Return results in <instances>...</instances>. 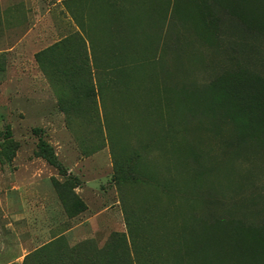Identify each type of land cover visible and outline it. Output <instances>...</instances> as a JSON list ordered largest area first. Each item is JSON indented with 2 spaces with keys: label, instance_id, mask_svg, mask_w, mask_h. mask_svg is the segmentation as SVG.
<instances>
[{
  "label": "rangeland",
  "instance_id": "374dc122",
  "mask_svg": "<svg viewBox=\"0 0 264 264\" xmlns=\"http://www.w3.org/2000/svg\"><path fill=\"white\" fill-rule=\"evenodd\" d=\"M163 1L0 0V264H186L202 230H264V39L238 0Z\"/></svg>",
  "mask_w": 264,
  "mask_h": 264
},
{
  "label": "trees",
  "instance_id": "16d2710c",
  "mask_svg": "<svg viewBox=\"0 0 264 264\" xmlns=\"http://www.w3.org/2000/svg\"><path fill=\"white\" fill-rule=\"evenodd\" d=\"M199 1L202 4L211 5V3H214L211 0H167L166 2L164 0L163 3H166V6H161L162 10L160 9L159 11L160 16H166L168 13V17L172 18L173 16L172 19L187 21L191 14L189 10L191 3H199ZM238 1L235 2L234 7L239 8L236 12L240 16L243 28L249 31L250 34H256L257 39H259L258 36H262L264 39V0ZM147 8V12L153 10L152 13L155 14V7ZM254 88L256 89V87ZM257 109L259 110V106ZM259 228L261 227L253 230H226V233L223 231L222 233L226 234L225 242L219 241L209 230H202L201 239L197 238L196 242L185 243L184 256L187 257L186 264H225L217 258L219 253L225 254L228 257L234 254L236 260L237 258H246L248 261H254L259 256L264 255V230H257ZM213 243L216 246L214 247L216 253L211 249L213 248ZM255 264H259V262Z\"/></svg>",
  "mask_w": 264,
  "mask_h": 264
},
{
  "label": "crops",
  "instance_id": "0c3cea01",
  "mask_svg": "<svg viewBox=\"0 0 264 264\" xmlns=\"http://www.w3.org/2000/svg\"><path fill=\"white\" fill-rule=\"evenodd\" d=\"M85 41H86V42H88V40H87V39H85Z\"/></svg>",
  "mask_w": 264,
  "mask_h": 264
}]
</instances>
